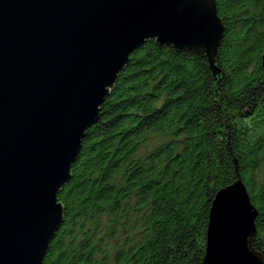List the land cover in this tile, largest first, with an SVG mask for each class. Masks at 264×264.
<instances>
[{
	"label": "trees",
	"instance_id": "trees-1",
	"mask_svg": "<svg viewBox=\"0 0 264 264\" xmlns=\"http://www.w3.org/2000/svg\"><path fill=\"white\" fill-rule=\"evenodd\" d=\"M215 2L213 61L154 41L131 54L58 194L44 264H203L212 203L238 176L264 257V0Z\"/></svg>",
	"mask_w": 264,
	"mask_h": 264
},
{
	"label": "water",
	"instance_id": "water-1",
	"mask_svg": "<svg viewBox=\"0 0 264 264\" xmlns=\"http://www.w3.org/2000/svg\"><path fill=\"white\" fill-rule=\"evenodd\" d=\"M223 34L215 0H0V264H44L58 194L131 54L154 41L213 61ZM257 217L238 176L212 203L203 264H264Z\"/></svg>",
	"mask_w": 264,
	"mask_h": 264
}]
</instances>
